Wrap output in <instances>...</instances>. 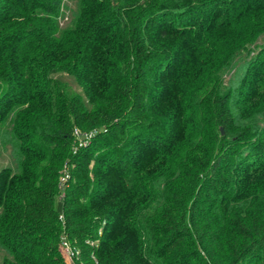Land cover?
Masks as SVG:
<instances>
[{
  "label": "trees",
  "instance_id": "obj_1",
  "mask_svg": "<svg viewBox=\"0 0 264 264\" xmlns=\"http://www.w3.org/2000/svg\"><path fill=\"white\" fill-rule=\"evenodd\" d=\"M62 1L0 0L2 264H264V0Z\"/></svg>",
  "mask_w": 264,
  "mask_h": 264
},
{
  "label": "rangeland",
  "instance_id": "obj_2",
  "mask_svg": "<svg viewBox=\"0 0 264 264\" xmlns=\"http://www.w3.org/2000/svg\"><path fill=\"white\" fill-rule=\"evenodd\" d=\"M75 1L76 0H63L62 1V6H71L73 7L75 5ZM61 26H65L67 24V18H64L63 20H61ZM220 77L223 79V84H227L228 82V77H229V73L228 72H225V73H219ZM55 76L57 78H59L60 80V85H61V89L63 91H66V93L68 94H73L74 92H78V91H81L80 87L78 85H76L74 83V81L72 80L71 76H69L68 74L66 73H56ZM5 123L1 120L0 121V125L4 126ZM14 166H15V163H14V160H13V157L11 156L10 154V149L9 147L7 149H4L3 147H0V175L3 173V171L5 169L7 170H10L12 171L14 169ZM0 183H1V180H0ZM60 196H56L55 197V206L56 208H58L59 211L62 210V202L59 198ZM72 251H74V254L76 255L79 248L77 247H73L70 248ZM76 249V250H75ZM64 254H65V262L66 264H73V260L72 258L74 257L73 254L70 255L65 251L64 249ZM3 257H4V252L2 250H0V264H2V260H3Z\"/></svg>",
  "mask_w": 264,
  "mask_h": 264
},
{
  "label": "built area",
  "instance_id": "obj_3",
  "mask_svg": "<svg viewBox=\"0 0 264 264\" xmlns=\"http://www.w3.org/2000/svg\"><path fill=\"white\" fill-rule=\"evenodd\" d=\"M62 244L65 251L71 256L73 254V251L70 249L68 242L66 240H63Z\"/></svg>",
  "mask_w": 264,
  "mask_h": 264
},
{
  "label": "water",
  "instance_id": "obj_4",
  "mask_svg": "<svg viewBox=\"0 0 264 264\" xmlns=\"http://www.w3.org/2000/svg\"><path fill=\"white\" fill-rule=\"evenodd\" d=\"M220 131L222 132V129L220 128Z\"/></svg>",
  "mask_w": 264,
  "mask_h": 264
}]
</instances>
